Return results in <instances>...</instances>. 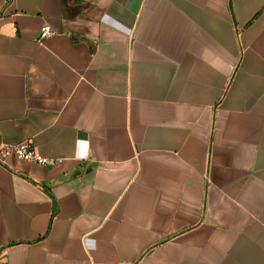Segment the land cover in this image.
I'll use <instances>...</instances> for the list:
<instances>
[{
	"label": "crops",
	"instance_id": "1",
	"mask_svg": "<svg viewBox=\"0 0 264 264\" xmlns=\"http://www.w3.org/2000/svg\"><path fill=\"white\" fill-rule=\"evenodd\" d=\"M26 141L6 264H264V0H0V143Z\"/></svg>",
	"mask_w": 264,
	"mask_h": 264
},
{
	"label": "built area",
	"instance_id": "2",
	"mask_svg": "<svg viewBox=\"0 0 264 264\" xmlns=\"http://www.w3.org/2000/svg\"><path fill=\"white\" fill-rule=\"evenodd\" d=\"M54 34L53 29L48 24H44L39 33V40H44ZM14 156L20 160L46 165L48 159L38 153L30 141L18 145H6L0 143V163H5L7 158ZM0 264H6L5 259L0 256Z\"/></svg>",
	"mask_w": 264,
	"mask_h": 264
}]
</instances>
